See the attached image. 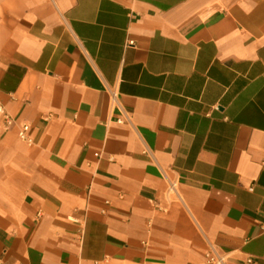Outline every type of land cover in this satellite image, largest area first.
<instances>
[{
  "label": "crops",
  "instance_id": "0c3cea01",
  "mask_svg": "<svg viewBox=\"0 0 264 264\" xmlns=\"http://www.w3.org/2000/svg\"><path fill=\"white\" fill-rule=\"evenodd\" d=\"M0 103V264H264V0H0Z\"/></svg>",
  "mask_w": 264,
  "mask_h": 264
},
{
  "label": "built area",
  "instance_id": "2783aa9c",
  "mask_svg": "<svg viewBox=\"0 0 264 264\" xmlns=\"http://www.w3.org/2000/svg\"><path fill=\"white\" fill-rule=\"evenodd\" d=\"M129 45L131 44L130 42L128 43ZM0 115H2L3 117V121L4 123L9 126L13 123V120L11 118L8 117V115L5 113L3 106L0 103ZM121 122V121H120ZM28 131H29V126L27 124H22L20 126V129L18 131V138L21 141H24L27 144H30L31 141L29 139V135H28ZM95 156H99V154H96ZM174 184H169L168 185V191H174ZM208 261L209 264H224L225 262V258L224 257H220V256H216V257H212V256H208ZM247 263H252V261L250 259L247 260Z\"/></svg>",
  "mask_w": 264,
  "mask_h": 264
}]
</instances>
